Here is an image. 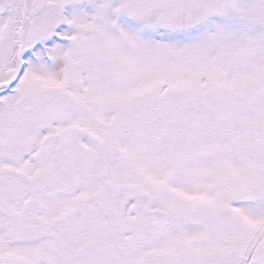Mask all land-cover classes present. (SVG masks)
Here are the masks:
<instances>
[{"label":"snow or ice","instance_id":"obj_1","mask_svg":"<svg viewBox=\"0 0 264 264\" xmlns=\"http://www.w3.org/2000/svg\"><path fill=\"white\" fill-rule=\"evenodd\" d=\"M0 264H264V0H0Z\"/></svg>","mask_w":264,"mask_h":264}]
</instances>
